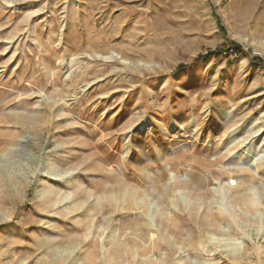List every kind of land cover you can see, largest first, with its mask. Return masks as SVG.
Segmentation results:
<instances>
[{"label":"rangeland","instance_id":"obj_1","mask_svg":"<svg viewBox=\"0 0 264 264\" xmlns=\"http://www.w3.org/2000/svg\"><path fill=\"white\" fill-rule=\"evenodd\" d=\"M245 1L0 0V264H264Z\"/></svg>","mask_w":264,"mask_h":264},{"label":"bare ground","instance_id":"obj_2","mask_svg":"<svg viewBox=\"0 0 264 264\" xmlns=\"http://www.w3.org/2000/svg\"><path fill=\"white\" fill-rule=\"evenodd\" d=\"M246 2V11L248 12V14L253 10V8H254V3H255V0H247V1H245ZM246 14V13H245ZM208 23V22H207ZM5 181V180H4ZM4 181H2V180H0V188H3V189H5L4 191H3V193H2V196L4 197L5 195H6V192H7V189H8V187H7V185H8V183L6 184V182H4ZM236 197H237V202H241V201H245L246 199H244V198H241V192H237L236 193Z\"/></svg>","mask_w":264,"mask_h":264}]
</instances>
